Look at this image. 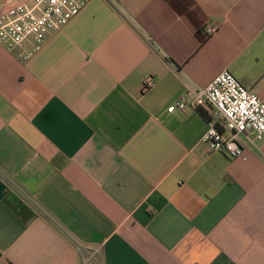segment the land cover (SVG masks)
Instances as JSON below:
<instances>
[{"label":"crops","instance_id":"crops-1","mask_svg":"<svg viewBox=\"0 0 264 264\" xmlns=\"http://www.w3.org/2000/svg\"><path fill=\"white\" fill-rule=\"evenodd\" d=\"M223 70L264 102V0H90L0 46V264H264V134L231 159L169 111Z\"/></svg>","mask_w":264,"mask_h":264},{"label":"built area","instance_id":"built-area-1","mask_svg":"<svg viewBox=\"0 0 264 264\" xmlns=\"http://www.w3.org/2000/svg\"><path fill=\"white\" fill-rule=\"evenodd\" d=\"M89 1L19 0L11 6L0 5V46L20 61H29L42 50L50 35L65 27ZM215 31L213 26L204 29L207 36ZM156 83L154 76H145L141 93L149 92ZM187 106L212 108L213 120L202 139L210 152L245 159L243 152L251 145V135L258 138L264 134V102L226 70L205 88L186 85L185 97L169 107V111H184ZM88 258L90 262L91 257Z\"/></svg>","mask_w":264,"mask_h":264}]
</instances>
